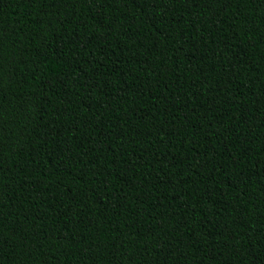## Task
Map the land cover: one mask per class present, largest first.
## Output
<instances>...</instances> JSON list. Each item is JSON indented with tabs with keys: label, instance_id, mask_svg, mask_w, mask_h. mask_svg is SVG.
Instances as JSON below:
<instances>
[{
	"label": "trees",
	"instance_id": "trees-1",
	"mask_svg": "<svg viewBox=\"0 0 264 264\" xmlns=\"http://www.w3.org/2000/svg\"><path fill=\"white\" fill-rule=\"evenodd\" d=\"M0 264H264V0H0Z\"/></svg>",
	"mask_w": 264,
	"mask_h": 264
}]
</instances>
